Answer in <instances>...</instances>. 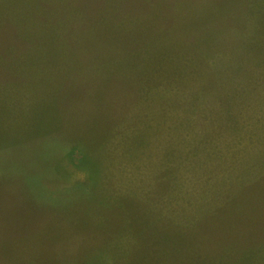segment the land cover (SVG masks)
Returning <instances> with one entry per match:
<instances>
[{
  "label": "rangeland",
  "instance_id": "obj_1",
  "mask_svg": "<svg viewBox=\"0 0 264 264\" xmlns=\"http://www.w3.org/2000/svg\"><path fill=\"white\" fill-rule=\"evenodd\" d=\"M77 263L264 264V0H0V264Z\"/></svg>",
  "mask_w": 264,
  "mask_h": 264
},
{
  "label": "trees",
  "instance_id": "obj_2",
  "mask_svg": "<svg viewBox=\"0 0 264 264\" xmlns=\"http://www.w3.org/2000/svg\"><path fill=\"white\" fill-rule=\"evenodd\" d=\"M3 257L5 259L11 258L12 257V252L10 250H6L3 252ZM77 256H75V262H79L80 259L76 258ZM78 264V263H77Z\"/></svg>",
  "mask_w": 264,
  "mask_h": 264
}]
</instances>
